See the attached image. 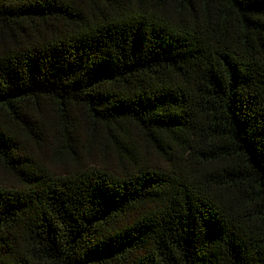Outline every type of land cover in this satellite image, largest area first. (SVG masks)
Returning <instances> with one entry per match:
<instances>
[{
    "label": "trees",
    "instance_id": "1",
    "mask_svg": "<svg viewBox=\"0 0 264 264\" xmlns=\"http://www.w3.org/2000/svg\"><path fill=\"white\" fill-rule=\"evenodd\" d=\"M0 264H264V0H0Z\"/></svg>",
    "mask_w": 264,
    "mask_h": 264
}]
</instances>
